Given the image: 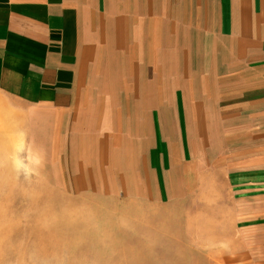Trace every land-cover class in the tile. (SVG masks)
Here are the masks:
<instances>
[{"label": "crops", "instance_id": "1", "mask_svg": "<svg viewBox=\"0 0 264 264\" xmlns=\"http://www.w3.org/2000/svg\"><path fill=\"white\" fill-rule=\"evenodd\" d=\"M0 155L46 167L69 201L194 193L213 232L230 218L235 255H254L264 0H0Z\"/></svg>", "mask_w": 264, "mask_h": 264}, {"label": "rangeland", "instance_id": "2", "mask_svg": "<svg viewBox=\"0 0 264 264\" xmlns=\"http://www.w3.org/2000/svg\"><path fill=\"white\" fill-rule=\"evenodd\" d=\"M195 200L190 193L158 207L69 201L52 190L46 167L0 159V264H264L255 245L264 244V229L245 235L254 255L236 256L230 218L213 232L210 209Z\"/></svg>", "mask_w": 264, "mask_h": 264}, {"label": "bare ground", "instance_id": "3", "mask_svg": "<svg viewBox=\"0 0 264 264\" xmlns=\"http://www.w3.org/2000/svg\"><path fill=\"white\" fill-rule=\"evenodd\" d=\"M7 229V228H6ZM7 230H9V229H7ZM5 231V230H4ZM7 233V235L9 234V232H6Z\"/></svg>", "mask_w": 264, "mask_h": 264}]
</instances>
